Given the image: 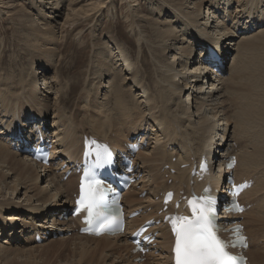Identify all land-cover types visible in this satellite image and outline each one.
<instances>
[{
    "label": "bare ground",
    "instance_id": "6f19581e",
    "mask_svg": "<svg viewBox=\"0 0 264 264\" xmlns=\"http://www.w3.org/2000/svg\"><path fill=\"white\" fill-rule=\"evenodd\" d=\"M64 1L65 4L67 0ZM106 1L69 0L65 4L67 13L59 21L63 13L61 2L30 0L38 14L43 15L39 20H45L43 25L51 27L39 29L32 18L24 24L29 27L26 37H32L34 31L41 35L49 31V37H53L55 27L74 28L84 23L92 24L94 31L99 24L105 29L107 21L102 17L115 2L109 0L105 4ZM125 1L134 2L128 5L127 14L131 17V32L137 35L138 55L121 45L112 46L111 52L105 48L94 51L89 71L97 82L93 93L85 90L79 95L80 103L86 105L84 110L78 109L79 103H76L70 105L66 116L64 107H56L72 88L66 85L68 89L61 93L62 86L59 88L56 83L58 73L51 74L48 69L53 70L52 63L43 61L54 60L57 55L49 54L47 58H41L40 53V57L32 55L17 73L14 68L10 72L0 70V234L8 235L10 244L18 239L35 245L29 249L44 246L33 241L36 234L44 238L56 234V240H50L53 247L64 245V248L73 241L69 244L72 249H67L64 256H71L67 264H170L171 239L165 226L154 227L155 245L151 244L146 262L135 263L137 255L132 253L127 232L120 236L94 237L74 231L77 219H58L72 205L77 178L70 175L62 180L65 170L59 171L60 163L52 161L50 166H42L9 145H18L19 140L26 138L18 133H33L43 123L46 137L55 143L52 157L62 156L66 162L78 157L86 134L115 148H121L128 138L143 145L135 157L136 174L140 178L122 198L128 213L140 211L128 221L127 228L137 227L156 216L161 208L160 201L156 200L159 194L189 187V168H181L183 164L197 160L204 153L213 169L210 180L218 187L225 173L219 163L234 153L237 181H253L240 196L249 205L241 215L249 237L246 255L252 264H264V0H238L236 5L234 0H144L156 15L168 14L167 18L176 20L182 27L179 30L169 19L158 20L148 14L150 20L138 7L137 0ZM16 8L13 0H0V19L7 16L10 21L12 17L27 14L20 15L23 7ZM148 22L154 24L150 25L149 36L146 35ZM205 44L214 46L223 60L231 57L224 75L206 71ZM143 47L149 51L151 69L143 66L147 58L142 54ZM194 47H197L195 52ZM105 50L109 55L117 53L108 64L103 56ZM2 56L0 53V60ZM37 62L43 71H33ZM13 64L17 65L18 61ZM5 72L9 75L1 74ZM38 81L50 84L42 91ZM53 88L57 92L50 101L49 90ZM46 119H52L50 125ZM143 192L145 196L139 199L138 195ZM9 212L13 213L4 216ZM69 231L75 232L72 238L64 235L58 238ZM9 247L0 243V252L11 250Z\"/></svg>",
    "mask_w": 264,
    "mask_h": 264
},
{
    "label": "rangeland",
    "instance_id": "374dc122",
    "mask_svg": "<svg viewBox=\"0 0 264 264\" xmlns=\"http://www.w3.org/2000/svg\"><path fill=\"white\" fill-rule=\"evenodd\" d=\"M13 1H14V3L17 4L16 9L23 7L22 8L23 12H21L20 15H22V13H27L28 15L25 14V16L21 17V18L19 16H17L20 19L17 17L15 18V17L10 16V17H12L11 18L12 20H10L11 22L9 21L10 18L8 19L7 16H3L0 19V41H1L0 42V44H1L0 53H2V55H3L2 56L3 60L2 59L0 60V65L2 66V67L0 66L1 67L0 70L3 69V71H6V70H9L10 68L11 69L14 68L13 69L14 72L16 71V73H17L19 68H23L24 65L36 55L38 57L41 56V58H47L45 56L49 55V54L57 55L56 59H54V60H51V58H48L45 60L43 59V61H48V63L50 65L52 63L53 70L51 68L48 69V71L51 74L53 72L58 73V76L56 77L57 78L56 83H59V88H60V85L62 86V88H60L61 93H62V90L65 91L66 89L72 87L71 91L69 89V94L63 95L64 98L62 100V103L58 104L60 107H58V105L56 106L59 109L64 107L66 116L68 113V108H70V105L72 107L74 104L79 103L78 109H81V111L85 109L86 105L83 103H80V100H79L80 94H83L85 90H87L85 92H91L92 91L91 93H93V89H94L95 83L97 81L94 79L95 76H92V72H90L89 70L91 68L90 66H91V63L93 61V56L95 55L94 51H97L98 49H101V48H103V49L105 48L107 51L111 52L112 46H116V45L120 46L121 45V46L129 47L131 50V53L133 55H138V42H137V38H136L137 35L136 34L134 35V33L131 32V27H129L131 24L130 23L131 17L128 15L129 11L127 9L129 4L134 3L133 1H131L130 3H127L125 0H114L115 2L113 4V6H109L107 12H105L104 16L102 17V20L107 21V28H105V29L103 28L104 26H101L99 24L97 26V29H95V31H94L92 24H85V23L80 24V25H76V26H74V28H71V26H70V28H69V26H65V27L58 26V27H55V31H54L55 36H53V37H49V35H50L49 31L46 32L45 30L43 31V32H46V34L43 33L44 35H41L40 34L41 32L39 33L37 31V33H36L34 31L35 33L33 32L34 34L33 33L31 34L32 37L31 36L26 37L27 34H25V31L27 33L29 27H28V25H24V24L26 22L29 23L32 20V18H34L33 21L36 22V24L38 25L37 27H39V29H40V27L42 28L43 26L44 27L46 26L45 28H47V30H49L48 28H50L51 26L50 25H43V23H45V20H43V21H42V19L39 20L41 18V16H43V15L38 14V12L36 11V6H34V4L32 2H30V0H13ZM68 1L69 0H67L66 3ZM237 1L238 0H234L233 4L236 5ZM58 2H61V5L63 4V7H62L63 13H62V16L60 17V20H59V21H63V19L65 17L64 15H66L65 13H67L66 12L67 11L66 5H65L66 3L65 4L63 3V2H65L64 0H63V2H62V0H58ZM83 2L81 4L85 3V2L84 3ZM137 3H138L137 4L138 7L145 11V14H147V17H149V19H150V16L148 14H152L153 17L158 19V20H165V19L168 20L169 19V18H167L168 14L156 15L155 13H153L152 9H150V8H152V6H150V4L148 2H146L144 0H137ZM38 4L40 5L42 3H38ZM105 4H109V0H107ZM45 5L50 6V4H47L46 2H45ZM203 9H205V7H203ZM262 9H264V7H262ZM203 11H205V10H203ZM10 12H12V11H10ZM47 16H49V15H47ZM126 16H127V18H126ZM22 19H24V20H22ZM149 19H148V21L151 20V19L150 20ZM168 21L173 23V27L176 30H179L182 28L179 24H177L176 20L169 19ZM103 24H105V22L102 23V25ZM150 25H154V24L151 22H148V27H147L148 28V30H147L148 34H146L147 36H149V30L151 29ZM262 28H264V27H262ZM262 28H260V29H262ZM79 32H81V33H79ZM93 33H95V36ZM252 33H255V32L253 31ZM115 35H116V37H114ZM46 36H47V38H46ZM37 37H39L38 41L35 40V38H37ZM96 37H97V40H96ZM194 48H195L194 49V52H195L197 50V47H194ZM36 50H38V51H36ZM106 50L104 51L103 56L106 60L105 64H108L111 58H114V57L116 58L117 53L109 55V54H107ZM113 51L116 52L115 50H113ZM38 53H40V56ZM142 54L147 56L146 60L144 61L143 66L148 68V69H151V66H150V59L151 58L149 56L150 55L149 51H147L146 47H143V53ZM32 55H33V57H32ZM29 58H30V60H29ZM14 61H18V64L17 65L13 64ZM21 61H22V63H21ZM41 61H42V59H41ZM225 63H226V65H225V70H226V67H228V64L231 63V57H230V59L225 60ZM13 65H15V66L13 67ZM21 65H22V67H21ZM33 71H36V72L37 71L38 72L43 71L42 66L40 65V62L36 63ZM8 72H10V70ZM50 73H49V75H50ZM1 74L9 75L6 72L1 73ZM49 81L51 82V80H49ZM87 82H90L89 86H91V87L87 86ZM107 82H108V80H107ZM41 83H43V82L38 81L37 86H39L42 91H45L46 90L45 88H47L48 84H50V83H48V84L44 85ZM66 85H68V88L66 87ZM86 87H87V89H86ZM49 92H50V95H49L50 98L49 99H50V101H52V100H54L53 98L56 96L55 94L57 92V89L53 88V89L49 90ZM100 93H102V92H100ZM57 95L59 96L60 92ZM77 97H78V101H77ZM51 116H52V114H51ZM51 120L52 119H48L49 124H51ZM172 162H175V158H172ZM170 183H171V181L169 179L168 184H170ZM138 187L139 186H137V189H138ZM19 188L20 187L18 186V190H19ZM21 192H23V190H21ZM144 195H145V193H144ZM144 195L143 194L138 195L139 196L138 198L142 199ZM11 213H13V212L4 213V216H8L7 214H11ZM49 218H51V217H49ZM72 234H75V232L69 231V232L64 233L62 235L60 234L58 238H63V235L65 237L70 238ZM263 235H264V233H263ZM60 236H62V237H60ZM7 237H8V235H5L3 233L0 234V243L3 244L4 246H11L8 248L11 250H8V251L2 252V253L0 252V264H8V263L11 264V262H12V264H41L42 263L41 261L44 262V260H45V263H43V264H67V262H68L67 259L69 257H71L69 255L67 257H64V256H66V254L68 253L67 249H72L71 245H69V244H71V242H73V241L68 243L67 247H64L65 250L63 248L64 245L61 246L60 248L57 246L53 247L51 244L52 241H50V240L53 239V241H55L57 235H54L51 238L45 237L42 240V242L36 244V245L42 244L45 246V248H44V246H42V247H39L36 249H29L35 245L31 244V243H27V242L23 243V241H20L18 239H14V241L11 244L7 243V240H8ZM4 242H6V243H4ZM45 244H48L47 245L48 248ZM60 249H62V250H60ZM153 256H154V258H156L157 253H154ZM52 258H54L55 260ZM70 260H71V258H70ZM149 260H151V258H149Z\"/></svg>",
    "mask_w": 264,
    "mask_h": 264
},
{
    "label": "snow or ice",
    "instance_id": "6c2138e0",
    "mask_svg": "<svg viewBox=\"0 0 264 264\" xmlns=\"http://www.w3.org/2000/svg\"><path fill=\"white\" fill-rule=\"evenodd\" d=\"M82 185V191H83ZM207 191V190H205ZM78 203H84L82 198ZM96 203L95 197L90 196L86 208L89 216H92V208ZM193 204V215L178 217V224H174L176 234V264H241V259L231 256L225 249L226 245L214 231L211 212V200L204 204Z\"/></svg>",
    "mask_w": 264,
    "mask_h": 264
}]
</instances>
